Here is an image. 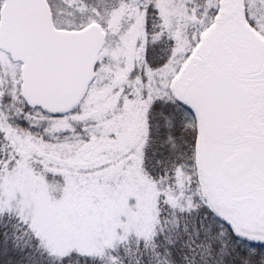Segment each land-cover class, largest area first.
<instances>
[{
    "label": "snow or ice",
    "instance_id": "obj_1",
    "mask_svg": "<svg viewBox=\"0 0 264 264\" xmlns=\"http://www.w3.org/2000/svg\"><path fill=\"white\" fill-rule=\"evenodd\" d=\"M0 264H264V0H0Z\"/></svg>",
    "mask_w": 264,
    "mask_h": 264
}]
</instances>
